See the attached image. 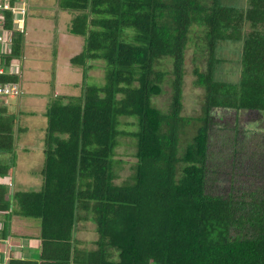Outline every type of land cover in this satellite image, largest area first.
I'll return each instance as SVG.
<instances>
[{"label": "trees", "instance_id": "16d2710c", "mask_svg": "<svg viewBox=\"0 0 264 264\" xmlns=\"http://www.w3.org/2000/svg\"><path fill=\"white\" fill-rule=\"evenodd\" d=\"M59 4L78 11L70 31L84 42L70 61L82 68L81 94L47 104L41 186L14 193L18 212L39 221L38 256L7 264H264V183L239 193L232 184L225 193L207 189L212 110L264 112V0ZM4 25L12 26L10 11ZM193 28L206 40V67L193 68L204 98L196 132L180 151L179 129L188 119L181 114L185 50ZM230 43L240 51L236 78L221 70L220 52ZM20 50L18 34L6 60ZM164 57L171 60L168 70L159 67ZM99 61L103 81L92 83L89 71ZM168 73L171 99L163 111L152 99ZM0 81H17V75L0 73ZM129 124L134 128L123 127ZM122 134L135 138L136 161L130 180L117 183L114 154ZM9 142L0 139V146ZM6 168L0 164V173ZM84 218L97 233L92 248L78 246L76 227Z\"/></svg>", "mask_w": 264, "mask_h": 264}, {"label": "crops", "instance_id": "0c3cea01", "mask_svg": "<svg viewBox=\"0 0 264 264\" xmlns=\"http://www.w3.org/2000/svg\"><path fill=\"white\" fill-rule=\"evenodd\" d=\"M24 1V30L18 33L20 53L9 60L7 55L0 56L4 71L17 75L23 89L19 95L0 99V139L10 141L6 147L0 146L6 160L0 164L7 166L0 173V190L4 191V202L0 201V264H7L9 258L38 256L39 221L18 212L14 193L40 188L47 104L56 96L73 95L74 89H81L83 74L81 66L70 61L84 42L81 34L70 31L77 10L62 7L59 0ZM34 156L41 159V165L25 168Z\"/></svg>", "mask_w": 264, "mask_h": 264}, {"label": "rangeland", "instance_id": "374dc122", "mask_svg": "<svg viewBox=\"0 0 264 264\" xmlns=\"http://www.w3.org/2000/svg\"><path fill=\"white\" fill-rule=\"evenodd\" d=\"M238 1L243 2L244 0ZM18 33V31L14 32V34ZM205 41L202 31L199 28H193L190 32L189 41L185 50L181 114L188 117V119L179 129L180 151L186 142L192 138L196 132L197 125L200 123L196 117L202 113L204 88L194 82L196 75L193 72V68L195 65L200 66L201 69H205L206 67ZM201 45L203 46L202 49L200 48L202 47ZM238 47L236 43H230L220 52V56H222L221 60H223L221 70L225 71L222 73L225 75V78H236L237 76L238 60L240 58ZM98 63L100 61L95 62L96 66L89 71V80L92 83H101L103 81V71ZM159 67L167 70L170 69V58H162ZM169 77L170 73H168L163 82L162 91L154 95L152 99L153 103L163 111L168 110L171 99ZM73 92H76L72 93L73 96H79L81 89H74ZM260 114L261 118L260 116L258 117L259 113L256 112V109H241L240 111H236L233 108L218 107L212 110L214 123L209 131L211 155L208 162L211 168H213V171L211 169L209 170L211 177H209L210 181L207 185V189L210 192L225 193L231 188L230 184L234 186L235 193H239L241 190H257L263 186L264 116L261 112ZM124 119L131 121L130 117H125ZM123 127L133 129L134 125H123ZM233 139L236 143L235 147L238 150L235 152L232 150ZM220 146L223 147L222 150L219 149ZM223 151L228 152L224 153ZM134 152L135 138L128 134L120 135L119 143L115 148L114 154L115 161L113 169L115 172V182L123 183L130 180L136 161ZM5 161L4 155L0 154V162L4 163ZM25 162L26 157L24 159ZM41 162L39 157L34 156V161H27L25 168L30 165L34 168L35 166L39 167ZM231 174L232 176H230ZM81 213L84 214L85 211L82 210ZM93 226L94 223L90 219L84 218L79 220L76 231V237L79 239V247L92 248L96 246L93 240L96 238L97 233Z\"/></svg>", "mask_w": 264, "mask_h": 264}, {"label": "built area", "instance_id": "2783aa9c", "mask_svg": "<svg viewBox=\"0 0 264 264\" xmlns=\"http://www.w3.org/2000/svg\"><path fill=\"white\" fill-rule=\"evenodd\" d=\"M6 11H10L12 16V26L7 28L4 25ZM26 13V3L24 0H0V56L11 53L12 36L14 31L24 30V18ZM4 67L0 64V73ZM23 92L17 81H0V99L7 95H19Z\"/></svg>", "mask_w": 264, "mask_h": 264}]
</instances>
